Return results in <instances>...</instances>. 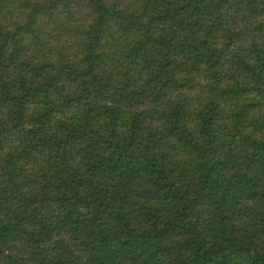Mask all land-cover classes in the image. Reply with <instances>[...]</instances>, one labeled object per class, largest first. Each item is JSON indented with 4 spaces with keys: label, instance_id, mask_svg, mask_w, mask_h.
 Listing matches in <instances>:
<instances>
[{
    "label": "trees",
    "instance_id": "trees-1",
    "mask_svg": "<svg viewBox=\"0 0 264 264\" xmlns=\"http://www.w3.org/2000/svg\"><path fill=\"white\" fill-rule=\"evenodd\" d=\"M0 264H264V0H0Z\"/></svg>",
    "mask_w": 264,
    "mask_h": 264
}]
</instances>
